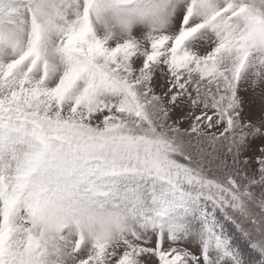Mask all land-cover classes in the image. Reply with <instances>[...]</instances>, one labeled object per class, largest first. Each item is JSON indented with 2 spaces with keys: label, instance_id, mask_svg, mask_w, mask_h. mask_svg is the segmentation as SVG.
Here are the masks:
<instances>
[{
  "label": "snow or ice",
  "instance_id": "snow-or-ice-1",
  "mask_svg": "<svg viewBox=\"0 0 264 264\" xmlns=\"http://www.w3.org/2000/svg\"><path fill=\"white\" fill-rule=\"evenodd\" d=\"M0 264H264V0H0Z\"/></svg>",
  "mask_w": 264,
  "mask_h": 264
}]
</instances>
